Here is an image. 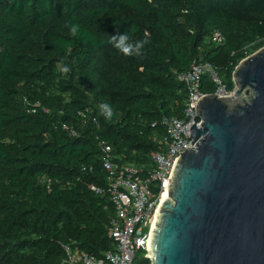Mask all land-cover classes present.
Returning a JSON list of instances; mask_svg holds the SVG:
<instances>
[{"label": "trees", "instance_id": "obj_1", "mask_svg": "<svg viewBox=\"0 0 264 264\" xmlns=\"http://www.w3.org/2000/svg\"><path fill=\"white\" fill-rule=\"evenodd\" d=\"M123 33L147 41L139 55L113 47ZM262 48L264 0H0V264L114 251L101 145L151 172L161 119L182 117L180 75L208 63L233 91L235 68ZM200 90L215 91L206 75ZM144 254L134 264H150Z\"/></svg>", "mask_w": 264, "mask_h": 264}, {"label": "water", "instance_id": "obj_2", "mask_svg": "<svg viewBox=\"0 0 264 264\" xmlns=\"http://www.w3.org/2000/svg\"><path fill=\"white\" fill-rule=\"evenodd\" d=\"M231 98L198 102L195 145L171 171L150 264H264V48L234 70Z\"/></svg>", "mask_w": 264, "mask_h": 264}, {"label": "built area", "instance_id": "obj_3", "mask_svg": "<svg viewBox=\"0 0 264 264\" xmlns=\"http://www.w3.org/2000/svg\"><path fill=\"white\" fill-rule=\"evenodd\" d=\"M222 41V35L214 33L212 42ZM205 75L215 87L213 94H204L200 90L201 79ZM179 80L186 88L182 117L161 119L165 135L160 142L162 149L150 154V160L155 165L151 172L143 175L133 165L115 163L110 157V147L101 145L103 166L108 175L104 192L109 196L115 212L108 231L114 251L95 258L65 247V264H134L138 252H145L143 257L148 259L150 230L162 197L167 193L175 161L184 152L195 148L190 140V129L193 124L197 128L202 124L198 117V102L210 95L218 98L233 96V91L227 89L218 72L208 63H192Z\"/></svg>", "mask_w": 264, "mask_h": 264}, {"label": "clouds", "instance_id": "obj_4", "mask_svg": "<svg viewBox=\"0 0 264 264\" xmlns=\"http://www.w3.org/2000/svg\"><path fill=\"white\" fill-rule=\"evenodd\" d=\"M70 31L73 36L77 35L79 32V25L72 24L70 26ZM113 47L118 49L126 56H131L134 53L136 55L140 54L141 49L147 43L146 40L137 41L134 44L129 43V36L127 33L114 35L111 37V41ZM60 71L63 73H68L70 71L68 66H63L60 68ZM101 113L105 116L106 119H111L113 116V110L110 105L108 104H101L100 106Z\"/></svg>", "mask_w": 264, "mask_h": 264}, {"label": "bare ground", "instance_id": "obj_5", "mask_svg": "<svg viewBox=\"0 0 264 264\" xmlns=\"http://www.w3.org/2000/svg\"><path fill=\"white\" fill-rule=\"evenodd\" d=\"M167 198V193L165 192L163 197H162V201L165 200Z\"/></svg>", "mask_w": 264, "mask_h": 264}, {"label": "rangeland", "instance_id": "obj_6", "mask_svg": "<svg viewBox=\"0 0 264 264\" xmlns=\"http://www.w3.org/2000/svg\"><path fill=\"white\" fill-rule=\"evenodd\" d=\"M140 254V253H139ZM137 255H138V253H137Z\"/></svg>", "mask_w": 264, "mask_h": 264}]
</instances>
